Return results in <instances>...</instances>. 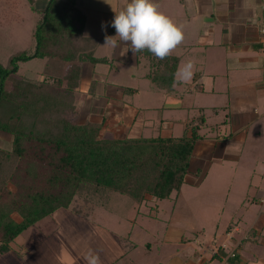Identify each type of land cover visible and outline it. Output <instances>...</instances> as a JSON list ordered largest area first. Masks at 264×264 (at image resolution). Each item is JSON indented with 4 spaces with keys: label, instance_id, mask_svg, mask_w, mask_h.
Wrapping results in <instances>:
<instances>
[{
    "label": "rangeland",
    "instance_id": "rangeland-1",
    "mask_svg": "<svg viewBox=\"0 0 264 264\" xmlns=\"http://www.w3.org/2000/svg\"><path fill=\"white\" fill-rule=\"evenodd\" d=\"M49 1L20 0L17 11L11 13L10 1L0 0L2 65H7L10 55L19 50L34 52L36 21ZM76 1L78 7L89 16L86 34L100 37L103 33L116 35L111 22L115 17L114 11L123 8L125 0ZM159 1L156 0V3L160 5ZM162 5L163 2L161 11ZM102 11H110L112 16L102 14ZM183 21L179 24L184 25L186 32ZM102 23L107 25L106 29H102ZM210 41L198 37L191 41L185 39L184 45L173 51L182 57L180 67L188 60L194 61L196 84L193 83V75L187 83L179 82L173 92L167 93L146 77L149 71L146 59L139 63L136 54L130 48L127 51V45L123 42L115 49L104 46L103 36L95 55L106 57L108 62L83 63L81 83L75 92L78 110L71 116L79 123L98 117L102 119V115H105L107 127L111 130L107 131L106 137L180 136L187 123L200 114L206 117L201 133L208 140L215 143L219 135L227 137L233 131L228 141L221 139L216 147L209 143L205 147L199 146L201 150L193 155L187 180L181 190L166 199L148 198L139 206L128 196L114 193L110 210L99 208L95 215L88 218L70 209L60 208L25 229L11 242L10 247H16L15 243L21 242V239L48 243L56 236L63 243L78 242L81 248L88 244V248L98 253L117 242V238L120 253L127 254L117 264H190L186 259L194 255L195 249L206 247L213 257L218 247L212 249L210 244L216 245L217 241L227 239L229 224L238 221L242 231L250 227L252 218L262 209V205L251 198L254 194L258 195L256 192L260 185L264 187V129L261 134L252 133L243 144L240 137L235 136L236 131L231 130L230 124L222 123L232 121L242 104L238 98L230 101L227 93H214L212 87L225 89L229 77H237L238 84L243 82L247 69H253L251 74L255 76L261 74L262 71L258 70V51L252 48L249 58H235L230 47L221 44L220 38L215 43ZM247 63H251V67H246ZM65 67L64 61L50 57L22 61L18 73L11 75L5 86L13 88L21 77L40 79L43 76H60ZM94 79H99L117 93V96L110 97L105 111L102 107L96 110L97 104H93L94 100L103 98L99 83L94 84ZM232 91L233 94H240L245 90L236 87ZM111 118L120 121L117 126H113ZM254 130L251 129V132ZM255 164L258 167L254 173L252 167ZM51 225H57V232L52 236ZM70 232L75 233L71 235ZM47 233H50V237ZM132 243L135 247L131 249ZM208 244L210 246L207 247ZM253 251L257 255H264V247L249 240L242 256L251 258ZM71 253L76 255L74 251ZM217 259H211L209 264H219Z\"/></svg>",
    "mask_w": 264,
    "mask_h": 264
},
{
    "label": "trees",
    "instance_id": "trees-1",
    "mask_svg": "<svg viewBox=\"0 0 264 264\" xmlns=\"http://www.w3.org/2000/svg\"><path fill=\"white\" fill-rule=\"evenodd\" d=\"M8 1L9 12H16L20 0ZM86 21L76 0H50L36 21L34 52L19 50L7 65L0 63V131L11 137L0 144V252L60 208L89 217L99 208L110 210L114 193L137 206L148 198L171 197L185 184L194 147L205 138L204 114L189 121L182 135L168 137H106L101 134L104 122L78 123L71 114L78 110L81 66L108 62L95 55L102 38L84 35ZM136 54L139 63L148 61L147 78L174 91L180 56L173 52L160 60L147 50ZM35 57L58 59L66 67L60 76L21 77L6 88L20 63ZM227 252L220 244L211 259L219 262Z\"/></svg>",
    "mask_w": 264,
    "mask_h": 264
},
{
    "label": "crops",
    "instance_id": "crops-1",
    "mask_svg": "<svg viewBox=\"0 0 264 264\" xmlns=\"http://www.w3.org/2000/svg\"><path fill=\"white\" fill-rule=\"evenodd\" d=\"M159 2L160 5L161 2H163L162 11L164 13L166 12V14L176 23L179 24L180 21L184 20L183 24H186L185 39L187 40H195L198 37L210 39V42L215 43L216 40L220 38L222 42L221 44L228 45L230 50L234 53L235 58H241L243 56L249 58L251 49H257L259 57L258 62H260L258 70L262 71L261 74L255 76V74H251L253 69H247V74L244 75V71L242 72L245 77L243 82L241 81V83L238 84V80L236 79L237 77H234V79L229 77L227 87L225 89L212 87V90L214 93H227L230 101H232L233 98H238L239 102L242 104V106L238 108V115L236 114L239 118L235 116L232 119L233 122L225 121L222 123H225V125H228L229 123L231 130L234 129L236 131L235 136H239L243 144L248 141L252 133L261 134V130L264 129V36L260 32V25L264 20V11L262 9L261 0H160ZM117 3L119 2L117 1ZM123 3L125 4L124 1ZM102 12V14L112 16V12L110 11ZM84 13L87 18L84 35L86 37H100L97 35L90 36L89 34H86L89 16L85 10ZM105 35L106 34L103 33V36ZM103 36L101 38H103ZM99 46L100 43L98 47ZM98 47L96 51L98 50ZM181 58L182 57L180 56L178 68L180 67ZM250 65L251 63L245 64L246 67H251ZM193 79V83L195 85V74ZM93 81L96 82V85L99 83V92L103 97L102 99L94 100L93 104H97L96 110L102 107L105 111L110 97L117 96V93L115 94L114 91L107 88L103 82H99V79H94ZM213 85L215 86V81H213ZM236 87L245 91L240 94H233L232 90ZM215 90H217V92H215ZM102 116V119L98 117L97 119L91 121L104 122L101 134L105 135L107 131L111 132V130L108 129L106 124L107 117H105V115ZM110 120H112L113 126H117L120 122L116 118H111ZM167 127H169V124H167ZM216 127L217 125L214 126V128ZM251 129H255L254 131L256 132H251ZM232 134L233 131L227 137L219 135L215 143L208 140L206 137L199 140L194 147L193 155L197 150H201L199 146L205 147V145L209 143L210 145L216 147V143H219L217 141L221 139L224 142L228 141ZM160 135L166 137L173 136V134ZM10 138L11 137L7 133L0 131V144ZM257 167L258 164L253 165L252 168L255 169L253 171L254 173ZM256 193L258 195H252L251 200L260 203L262 205V209L257 216L252 218L250 227L245 229V231H242L240 223L238 221L233 222L227 227L226 233L228 237L224 242L217 241L215 243L216 245L210 244L212 249L216 246L218 247L220 244L226 246L227 250H231L236 247L238 254L233 264H264V255H257V252L255 251H253L254 256L251 258L242 256V251L249 240L256 243L259 247H264V204L261 203V198L264 197V187L261 188L260 185ZM13 216L16 220H20V216L18 214H14ZM51 221L53 222V220ZM56 226L51 225V236L57 232ZM83 228L86 230V225H84ZM70 233L72 235L75 232ZM47 236L50 237V233H47ZM21 240V242L15 243L16 247H10L8 251L0 252V264H86L84 256L90 250L87 246L88 244L81 248L79 247L78 242L71 241L63 243L60 240H57L56 236L51 238V241H48V243L38 241L36 239ZM115 241L117 242L113 245L107 246L105 251L100 250L98 252L101 264H117L123 259L125 253H120V244L117 238ZM210 245L208 244L207 247ZM58 246H60V248H58ZM130 246L131 249L135 247L133 243ZM91 250L96 252L93 249ZM71 251H74L76 255H74V253L72 254ZM211 258L212 255L208 251V248L204 247L201 250L195 249L194 255L191 257L189 256L186 260L190 264H209Z\"/></svg>",
    "mask_w": 264,
    "mask_h": 264
},
{
    "label": "clouds",
    "instance_id": "clouds-1",
    "mask_svg": "<svg viewBox=\"0 0 264 264\" xmlns=\"http://www.w3.org/2000/svg\"><path fill=\"white\" fill-rule=\"evenodd\" d=\"M114 12L111 26L116 35H105L104 46L115 49L123 42L127 45V51L130 48L136 54L147 50L157 59L163 60L185 40L184 25L176 23L161 11L156 0H125L124 7ZM101 27L106 29L107 25L102 23ZM194 69V61L188 60L178 68L175 80L187 83L194 75ZM84 259L86 264H101L99 254L91 249Z\"/></svg>",
    "mask_w": 264,
    "mask_h": 264
},
{
    "label": "built area",
    "instance_id": "built-area-1",
    "mask_svg": "<svg viewBox=\"0 0 264 264\" xmlns=\"http://www.w3.org/2000/svg\"><path fill=\"white\" fill-rule=\"evenodd\" d=\"M261 3H262V9L264 11V0H261ZM260 32L264 36V20H263V22L260 25ZM261 203L264 204V197L261 198ZM237 254H238V252H237V248L236 247L231 249V250H228L227 254L223 255L222 258L220 259L219 264H229V260L231 258L236 257Z\"/></svg>",
    "mask_w": 264,
    "mask_h": 264
}]
</instances>
